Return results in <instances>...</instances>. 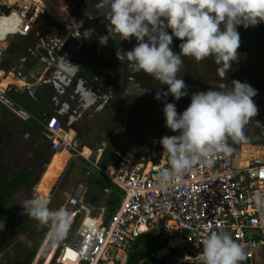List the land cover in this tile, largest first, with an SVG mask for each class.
Wrapping results in <instances>:
<instances>
[{
  "label": "clouds",
  "instance_id": "1",
  "mask_svg": "<svg viewBox=\"0 0 264 264\" xmlns=\"http://www.w3.org/2000/svg\"><path fill=\"white\" fill-rule=\"evenodd\" d=\"M98 5L109 25L107 35L98 39L100 45L107 46L109 36H119L121 41L134 38L135 46L117 57L127 60L133 71H142L166 86V91L156 93L157 100L170 95L178 101L189 95L185 81L178 78L182 56L198 62L213 57L217 75L221 81L228 80L227 74L239 58L238 27L264 24V0H100ZM92 32L87 29L82 36L89 39ZM173 38L182 41L179 53L172 49ZM256 95L257 90L248 83L231 80V87L221 83L219 90L191 94L182 113L177 112L175 103L165 102V127L177 135L160 140L169 166L157 171V187L166 192L195 165L211 167L216 154L231 155L228 140L245 141L244 129L257 116ZM252 201L256 211L264 214V191L253 192ZM27 204L33 219L42 225L52 223L54 240L65 236L70 227L66 210L52 211L39 199ZM3 228L0 225V230ZM202 245V264H242L247 259L243 245L227 231L210 232Z\"/></svg>",
  "mask_w": 264,
  "mask_h": 264
},
{
  "label": "crops",
  "instance_id": "2",
  "mask_svg": "<svg viewBox=\"0 0 264 264\" xmlns=\"http://www.w3.org/2000/svg\"><path fill=\"white\" fill-rule=\"evenodd\" d=\"M88 2L95 8L99 7L100 0H87ZM93 8L89 13L86 9L84 14L88 18H104L103 22L108 21L103 9ZM38 16L28 33L20 34L15 25L18 31L10 35L11 39L0 41V92L13 103L10 106L0 99V174H4L3 178L0 177L4 184L16 173L30 174L22 187L17 189L5 204L1 214L11 221H23L32 227L38 221L28 214L27 201L39 199L49 208L53 200L51 195L61 187L62 193L68 196L67 199L76 194L91 207L93 215L99 220H105L118 203L120 189L92 164L96 160L101 161V158L94 149L83 145L81 133L69 128L97 104L100 96L88 89L85 79L79 75L78 67L81 62L64 56L65 42L74 33L65 28V23V27H59L46 14ZM51 48L56 50L52 51ZM38 53L43 56L51 55L55 61L45 64L36 58ZM87 94H93L88 104L84 101ZM185 109L180 108L178 112L182 113ZM51 116L58 117L64 123V131H74L72 139H67L70 146L59 153L51 150L45 135V122ZM156 124L158 123L152 121L151 125H146L147 130L151 132L146 141L134 138L125 144L122 143L123 148L133 152L138 160L144 162L160 158L165 153L160 140L164 136H173V132L164 124L157 127ZM156 129H159V135L155 132ZM139 132L143 134L142 130ZM252 132L253 127H245V141L234 142L229 139L233 148L234 163L238 167L264 162V144L255 142ZM105 134L103 132V135ZM104 144L107 146V142ZM119 148L121 146L106 152L108 156L104 162L110 155L119 152ZM110 171L109 168L108 172ZM75 174L83 177L87 184L77 183ZM261 191H264V188ZM66 202L61 207H65ZM164 250L166 249L162 248L158 251L156 257L162 259L160 254H164ZM126 260L127 255L119 254V264H125Z\"/></svg>",
  "mask_w": 264,
  "mask_h": 264
},
{
  "label": "rangeland",
  "instance_id": "3",
  "mask_svg": "<svg viewBox=\"0 0 264 264\" xmlns=\"http://www.w3.org/2000/svg\"><path fill=\"white\" fill-rule=\"evenodd\" d=\"M0 1L2 2L0 5V36L2 38L11 26L19 24L18 21L9 17L7 20H4V16L9 15L12 10L19 11L18 8L14 7L11 9L8 7L6 0ZM15 2L17 1L10 0L9 5ZM20 2L22 3V0ZM33 2L38 6V12L41 7L45 12L44 15L49 16L57 25L64 26V23L68 24L65 17L61 14L62 12L59 10V7H56L59 0H33ZM65 2L72 22L71 27L73 26L76 29L74 32L76 36H73V34L72 37L66 40V47L63 48L65 51L64 56L75 58L77 62H81V65L78 67L79 75H82L85 79L86 87L96 96H100L97 99V104L69 127L81 133L80 137L82 136L83 145L96 150L98 145L107 142L106 152L116 148V146H121L118 150L119 152L127 150L123 148L122 143L125 144L134 138L146 141L147 136L151 134L147 130V124L151 125L152 121L158 123L156 127L164 124L162 109L165 102L175 103L178 112V109L188 107L191 94L198 91H207L209 88L219 90L221 83H225L231 87V80L246 82L257 90V95L253 97V101L258 108V113L257 116L250 120L246 127H253V139L255 142L264 144V38L258 33H253L250 27L245 29L239 26L237 29L242 42L238 49V61L233 64L232 70L227 74L228 80L221 81L217 75L218 65L215 64L213 57H208L199 62L192 57L183 58L178 78H182L185 81L189 95L178 101L174 100L170 95L166 100L163 97L161 100H157L154 98L156 93L158 91H166V86L160 85L158 81L142 71H133L129 67L127 60H119L117 57L118 53L129 51L135 46L136 41L134 38L129 41H121L119 36H109L107 46L100 45L98 39L102 35H107L108 21L103 22L102 19L104 18H88L84 13L86 9L89 10V13L94 5L91 7L89 2L87 3V0H65ZM93 9H100V7ZM38 12L34 14L35 16L33 15L34 19L38 16ZM87 29L93 30L89 39H85L82 36ZM168 31L170 32L171 30L169 29ZM7 38L9 40L11 36ZM181 42L173 38L172 49L179 50ZM101 84L104 87L101 88ZM116 90L120 92L114 93ZM125 90L128 93H125L127 92ZM107 93H109V96ZM106 94V107L100 109L101 105L105 103L103 99ZM68 118L67 116V120H69ZM148 119L150 122H145ZM72 129L62 132L66 140L72 139L74 136ZM140 130L143 131V134L139 132ZM157 130L159 129H156L155 132L159 135ZM103 132L106 134L103 135ZM172 135H174V132ZM78 149L81 150V148ZM100 158L99 165L103 167L105 156ZM3 175V173L0 174L2 178ZM1 177L0 190L6 184H3ZM74 177L77 179V183L83 182L82 184H87V181H84V178L80 175L75 174ZM89 178L91 179V176ZM57 189L58 191L56 190L51 195V199L53 200L52 203L50 202L49 209L52 211L65 210L68 205V196L62 193L63 189L61 187ZM64 202H66L65 207H61L64 205ZM81 216V212L77 215H69L70 227L67 233L62 239L57 242L54 241L43 264H75L73 253L70 250L64 251L62 242L68 243L72 241ZM0 225H4L3 230H0V264H38L52 236V223L49 222L42 225L38 222L27 231H22L13 225H6L1 221ZM162 238L165 239L164 236ZM16 245H18L19 249L16 252L15 258L11 260L9 248L14 249ZM119 254L113 251L106 258L109 259L108 261H111L110 257L113 259L118 258ZM160 255V257L166 259V264H191L181 258V254L177 249L169 248L167 251L164 250V254ZM251 264H264V246H260L255 252Z\"/></svg>",
  "mask_w": 264,
  "mask_h": 264
},
{
  "label": "built area",
  "instance_id": "4",
  "mask_svg": "<svg viewBox=\"0 0 264 264\" xmlns=\"http://www.w3.org/2000/svg\"><path fill=\"white\" fill-rule=\"evenodd\" d=\"M6 4L11 9L18 8L19 12L12 10L4 20L9 17L18 21L22 24L20 34L28 33L36 22L33 19L38 12L35 2L22 0V3ZM44 13L40 10L38 15ZM15 30L2 38L6 39ZM69 31L74 33V28L70 27ZM63 131L58 117L46 120L45 135L54 153L70 146ZM228 143L232 146L229 140ZM95 152L99 158L108 156L104 143ZM214 160L211 167L195 165L182 181L166 192L155 181L157 171L169 166L166 152L155 161L144 162L125 150L110 155L103 167L99 160L92 162L120 189L118 203L105 220H99L91 207L76 194L72 195L67 205L70 216L79 212L82 216L72 241L62 242L64 251L73 253L77 259L75 264H114L119 257H110L112 260L108 261L106 257L110 253L127 255L139 235L156 231L166 239V251L177 249L182 259L202 264L203 238L210 232L223 230L245 248L248 255L242 264H251L255 252L264 246V214L256 211L252 201V193L264 188V162L238 167L233 152L216 154Z\"/></svg>",
  "mask_w": 264,
  "mask_h": 264
},
{
  "label": "trees",
  "instance_id": "5",
  "mask_svg": "<svg viewBox=\"0 0 264 264\" xmlns=\"http://www.w3.org/2000/svg\"><path fill=\"white\" fill-rule=\"evenodd\" d=\"M253 33H258L260 36L264 38V24H259L256 27H250ZM242 42V41H241ZM176 53H179V50H173ZM183 58H187L186 56H182ZM30 177L29 173H17L14 175L11 183L5 185L0 190V221L6 225L16 226L18 229L22 231H27L30 229V226L24 222H14L4 217L1 214V210L5 206V204L11 198L13 192L19 188L23 181ZM161 233H157L156 231H149L139 235L136 238L134 244L131 249L127 253V260L125 264H166V259L157 258L156 253L160 251L163 247L166 246V240L162 238ZM18 245L14 246V249L9 248V253L11 255L10 259L13 260L16 256V252L19 249ZM77 261L76 257L74 258V263ZM114 264H119V262H115ZM197 264V263H191Z\"/></svg>",
  "mask_w": 264,
  "mask_h": 264
},
{
  "label": "flooded vegetation",
  "instance_id": "6",
  "mask_svg": "<svg viewBox=\"0 0 264 264\" xmlns=\"http://www.w3.org/2000/svg\"><path fill=\"white\" fill-rule=\"evenodd\" d=\"M57 6L56 7H59V10L62 12L61 14L65 17V20L68 22V24L66 23L65 25L67 26V27H65V28H67V30H68V28L69 27H71V24H72V22H71V20H70V17H69V13H68V11H67V9H66V2H65V0H59V2H57ZM13 5V4H12ZM40 10H43L41 7L39 8V11ZM39 13V12H38ZM38 17V16H37ZM36 17V18H37ZM21 23H19L18 25H16L19 29H20V27H21ZM59 27H60V25H58ZM72 28H74L73 26H72ZM16 28H15V26H13L11 29H10V31L9 32H11V31H13V30H15ZM75 30L76 29H74V32H75ZM15 31H18V30H15ZM8 32V33H9ZM6 36V35H5ZM4 36V37H5ZM1 40H4L3 38L1 39ZM130 81H132V79H130ZM101 86V88L102 87H104L102 84L100 85ZM125 91H127V90H125ZM119 91L118 90H116V91H114V93H118ZM112 93V92H111ZM125 93H128V91L127 92H125ZM108 94V96H109V93H107ZM107 94H106V96L104 97V99L103 100H105V103H103V105H101V107H100V109H102V108H105L106 107V104H107ZM92 96H93V94H91ZM91 95H86V98H85V96H84V98H85V100L84 101H86L85 103H87L88 101H90V96ZM4 96V98H6V99H8L7 97H5V94L3 95ZM113 97V96H112ZM98 98V97H97ZM1 99V98H0ZM9 100V99H8ZM92 100V99H91ZM11 101V100H10ZM88 104V103H87ZM47 137V136H46ZM17 174V173H16ZM15 175V174H14ZM14 175H13V177H14ZM13 177H12V179L8 182V183H6V184H4V186L5 185H7V184H9V183H11L12 182V180H13ZM24 182V181H23ZM23 184V183H22ZM3 186V187H4ZM2 187V188H3ZM20 187H22V185L20 186ZM19 187V188H20ZM19 188H17V189H19ZM16 189V190H17ZM15 190V191H16ZM14 191V192H15ZM13 192V193H14ZM13 195V194H12ZM16 222V221H15ZM17 222H23V221H17ZM25 223V222H24Z\"/></svg>",
  "mask_w": 264,
  "mask_h": 264
},
{
  "label": "water",
  "instance_id": "7",
  "mask_svg": "<svg viewBox=\"0 0 264 264\" xmlns=\"http://www.w3.org/2000/svg\"><path fill=\"white\" fill-rule=\"evenodd\" d=\"M74 35H75V34H74ZM51 50L54 51V50H56V48H51ZM48 52H49V51H48ZM42 53H43V52H41V54H42ZM41 54L38 53V54H36L35 56H36L37 59L41 60L43 63L48 64V63H49L50 61H52V60H53L52 62L55 61V58H53V56L48 55V54H46V56H43V55H41ZM0 98L3 99L6 103H8L10 106L13 105V103H12L10 100L4 98L2 92H0ZM65 210H66V211L68 212V214L70 215V213H71V209L67 208V209H65ZM54 241L57 242V240H54V239L52 238V236H51L50 240L48 241V243H47V245H46L45 251H44V253H43V257H42V259H40V261H39L38 264H43V263H44V261H45V259H46V256H48V253H49V251H50L52 245L54 244Z\"/></svg>",
  "mask_w": 264,
  "mask_h": 264
},
{
  "label": "bare ground",
  "instance_id": "8",
  "mask_svg": "<svg viewBox=\"0 0 264 264\" xmlns=\"http://www.w3.org/2000/svg\"><path fill=\"white\" fill-rule=\"evenodd\" d=\"M6 1L9 3L10 0H6ZM15 1H17V0H15Z\"/></svg>",
  "mask_w": 264,
  "mask_h": 264
}]
</instances>
